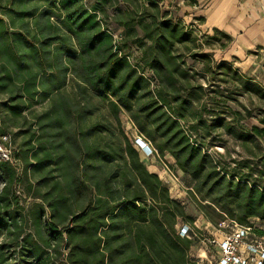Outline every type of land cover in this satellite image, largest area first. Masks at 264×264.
<instances>
[{
    "label": "trees",
    "instance_id": "trees-1",
    "mask_svg": "<svg viewBox=\"0 0 264 264\" xmlns=\"http://www.w3.org/2000/svg\"><path fill=\"white\" fill-rule=\"evenodd\" d=\"M45 1H49L47 8L11 12L16 19L9 25L0 18V95H7L3 106L12 116L21 117L27 101H48L38 128L58 144L56 165H62L58 169L62 182L45 186L48 189L37 197L39 202L22 216L12 209L18 201L8 192L14 171L10 162L0 161V232H14L21 239L20 256L32 264H209L189 258L194 242L180 237L177 226L192 225L193 220L146 170L126 136L123 169L114 164L117 158L112 152L83 142L85 130L80 125L92 115L93 99L117 122L125 114L154 153L160 158L169 154L177 170L206 187L208 197L213 193L212 202L229 220L247 225L257 219L263 229L256 234L264 236V188L226 180L208 167L200 148L179 126L189 106L180 96V64L173 49L188 35L169 20L158 19L157 10L149 16L151 26H144L137 36L134 18L115 9L114 24L140 50L143 66L139 69L122 52L127 42L114 40L98 12L120 2L132 7L135 16L140 0H96L91 9L82 0ZM54 10L61 16L56 17ZM25 19H33L32 34ZM16 21L19 27L11 29ZM144 70L152 76L147 78ZM151 78L156 81L152 90ZM69 82L75 102L63 92ZM253 132L264 139V128ZM41 147L45 149L46 142ZM79 158L84 168L76 165L75 170L68 159L78 162ZM43 165H52L51 159L36 160L32 171H41ZM24 221L30 222L31 234L24 232Z\"/></svg>",
    "mask_w": 264,
    "mask_h": 264
},
{
    "label": "rangeland",
    "instance_id": "rangeland-1",
    "mask_svg": "<svg viewBox=\"0 0 264 264\" xmlns=\"http://www.w3.org/2000/svg\"><path fill=\"white\" fill-rule=\"evenodd\" d=\"M148 1L155 4L154 7L148 4L147 0H140L134 7L135 16L132 15V7L115 2L112 7L103 6L104 9L98 12V17L103 20L116 42H127L125 46H121L122 52L129 57L131 64L137 65L139 69L143 66L140 50L129 44L131 37L123 28L114 24L112 14L115 9L127 11L130 17L134 18L136 26L133 27L137 36L142 35L144 26H151L149 16L156 14L157 10L158 19L169 20L188 35L185 42L175 45L173 49L180 64L177 74L180 80V96L189 106V109L184 111V118L178 120L179 126L189 140L200 148L208 167L215 168L226 180H244L264 188V139L253 132L254 128H264V48L250 52L244 57H235L231 55L233 46L224 35L208 33L186 18L190 13L185 11L183 6L195 5L196 0ZM82 2L88 9L96 4V0ZM48 5L49 1L45 0H0V18L9 25L12 19H16L15 14L11 12L24 8L43 9ZM54 12L56 17L61 16L59 11ZM122 17L128 18L126 15ZM137 17L141 19H135ZM55 20L56 18H52L51 22ZM25 22L28 23V30L32 34L33 19H25ZM18 24L16 21L14 26L9 27L13 29L19 27ZM144 71L147 78L152 76L150 71ZM155 87L156 81L151 78L149 88L152 90ZM63 92L75 102V91L70 82ZM6 101L7 95H0V161L10 162L14 171V183L10 185L8 192L10 196L17 198L18 207L11 205L12 209L26 216L32 205L39 202L37 197L53 182H62L58 171L62 165H56L58 144L48 140L46 134L38 128V118L48 107V101H27V109L21 117H14L7 112L3 106ZM92 104V115L80 125L86 132L83 131V142L112 152L117 158L114 164L123 169L124 160L127 161L124 152L126 136L138 152L146 170L156 174L158 180L167 188L169 196L183 205L185 216L192 219V224L201 229V237L196 239L195 245L189 251L191 259H200L203 256L201 251L205 240H219L222 233H227L230 228L229 219L211 200L213 193L208 197L206 187L196 185L190 176L177 170L175 161L169 154L160 158L148 143L146 148H140L136 143L140 136L125 114H122L117 122L107 111L104 113L98 100L93 99ZM95 130L96 133L92 134ZM33 133L35 135L31 144L27 146V139ZM44 142L46 148L42 150ZM63 152L65 153V150ZM45 158L51 159L52 165H43L41 171L33 172L32 166L36 160L39 162ZM69 161L75 170L76 165L84 168L82 158H79L78 162L68 159ZM68 169L71 168H66V171H69ZM197 188H200L201 192H198ZM1 189L0 184V193ZM21 224L22 227L26 226L25 233H32L29 221ZM255 226L261 225L256 223ZM20 240L14 232H0V264L33 263L31 259L20 256ZM207 256L210 260H218L211 249L207 251Z\"/></svg>",
    "mask_w": 264,
    "mask_h": 264
},
{
    "label": "crops",
    "instance_id": "crops-1",
    "mask_svg": "<svg viewBox=\"0 0 264 264\" xmlns=\"http://www.w3.org/2000/svg\"><path fill=\"white\" fill-rule=\"evenodd\" d=\"M186 18L208 33L224 35L231 55L244 57L264 48V0H196ZM179 7V6H178Z\"/></svg>",
    "mask_w": 264,
    "mask_h": 264
},
{
    "label": "built area",
    "instance_id": "built-area-1",
    "mask_svg": "<svg viewBox=\"0 0 264 264\" xmlns=\"http://www.w3.org/2000/svg\"><path fill=\"white\" fill-rule=\"evenodd\" d=\"M136 143L140 148L143 147L142 144H144V147L147 146V143L140 137ZM228 222L230 223L229 231L222 233L221 239H204L206 243H203L201 260L189 258L197 263L200 261V263L207 262L211 264L212 260L207 256V251L211 249L217 255L218 264H264V236L256 234L257 229H263V224L257 219H250L247 225H240L233 220H228ZM256 223L261 226L256 227ZM177 231L180 237L191 240L194 245L196 239L199 240V237H201V229L195 224H178Z\"/></svg>",
    "mask_w": 264,
    "mask_h": 264
},
{
    "label": "bare ground",
    "instance_id": "bare-ground-1",
    "mask_svg": "<svg viewBox=\"0 0 264 264\" xmlns=\"http://www.w3.org/2000/svg\"><path fill=\"white\" fill-rule=\"evenodd\" d=\"M142 144V143H141ZM148 145V144H147ZM142 146H144V144H142ZM146 148V147H145ZM145 152V151H144ZM152 152V151H151ZM143 158V157H142ZM148 171H150V170H148ZM156 175V174H155Z\"/></svg>",
    "mask_w": 264,
    "mask_h": 264
}]
</instances>
